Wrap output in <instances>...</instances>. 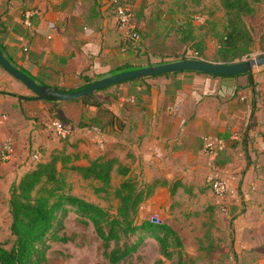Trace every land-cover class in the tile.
Instances as JSON below:
<instances>
[{
  "label": "crops",
  "instance_id": "crops-1",
  "mask_svg": "<svg viewBox=\"0 0 264 264\" xmlns=\"http://www.w3.org/2000/svg\"><path fill=\"white\" fill-rule=\"evenodd\" d=\"M115 1L0 0V48L14 67L37 83L64 91L83 84L82 77L102 78L122 67H144L153 63V57L157 61L170 59L178 55L176 46L189 49V44L173 45L171 36L167 37L169 28L184 23H170L179 16L177 1L159 0L156 4V0H128L135 15L137 40L130 39L117 25L115 9L119 0ZM261 3L258 16L264 15V2ZM27 13L31 14L29 25ZM185 23L196 28L192 19H185ZM255 24L264 42V26ZM203 40L206 49L209 44L204 37ZM212 40L217 48V39ZM106 88L96 93L98 98L117 94L133 97L134 102L112 110L106 105L118 97L97 108L76 101H62L53 107L39 98H19L34 95L0 68V92L14 93L16 105L27 110V117H33L32 124L37 125L35 116L43 121L56 113L73 127L65 142L46 127L40 130L42 126H34L31 133L36 138L44 131L48 136L44 135L42 142L36 139L37 146L43 144L50 152L75 150L80 164L100 155L115 157L130 167L133 176L147 182L159 181L151 197L140 205V221L168 209V188L173 182H177V189L192 195L207 184L206 177L213 171L228 180L232 191L220 200L227 214L234 217L236 234L232 247L223 250L224 264H236L237 259H248L246 255L252 254L251 250L263 248L264 243H257L254 236L255 229L258 231L260 224L264 226V214L254 213L253 208L254 201L264 196L260 173L264 153L244 145L243 133H264V65L249 74L211 76L185 70ZM7 99L0 93L1 105ZM86 124L98 125L101 133L88 131ZM233 133L241 137L234 139ZM205 136L225 141L215 161L205 154ZM241 203L246 204V212H240ZM164 214L168 217L166 211ZM175 230L181 236L193 233L190 229ZM182 242L185 246L183 238Z\"/></svg>",
  "mask_w": 264,
  "mask_h": 264
},
{
  "label": "trees",
  "instance_id": "trees-1",
  "mask_svg": "<svg viewBox=\"0 0 264 264\" xmlns=\"http://www.w3.org/2000/svg\"><path fill=\"white\" fill-rule=\"evenodd\" d=\"M192 1L199 2V0ZM219 1L224 11L225 24L219 32L216 31L213 35L218 42L216 48L217 61L215 62L237 61L236 59L248 55L254 42L252 31L245 18L253 16L255 5L263 0ZM120 4L122 3L118 1L117 5ZM122 5L127 4L123 3ZM190 23L184 21L182 24L179 22L176 28L172 26L167 33L175 30V34L179 36L178 38L175 37L176 39L189 44V49L195 51L199 57H203L205 49L203 36H197V29ZM165 62L168 61H160L156 64ZM156 64L147 63L143 66ZM136 68H140V66ZM130 69L132 68L122 67L111 71L110 74ZM175 73L178 72L163 75ZM157 76L162 75L150 77ZM82 78L85 80L84 83L75 89L68 91L54 89L61 92H72L101 77ZM118 84L120 83L114 85ZM106 89H99L71 101L81 102L86 107H103L118 97L117 94H113L110 95L109 100L98 98L96 93ZM30 92L34 97L20 96L19 98L26 100L39 98L32 91ZM0 93L14 95L7 92ZM255 94L253 89V95L255 96ZM42 100L52 103L53 107L62 102L52 96L42 98ZM252 101L254 103L255 98ZM243 136V144L246 145L250 138L246 131ZM68 140L69 138L63 141L68 142ZM78 160L79 153L75 150L54 149L47 158L38 159L31 168L21 174L18 180L12 182L9 188L8 202L11 219L9 229L13 239L8 248L5 247L4 242H0V264H48L47 252L50 248V242L66 240L61 231L64 228V220L69 213L77 215L82 223H91L101 241L102 256L107 264H123L132 260L137 250H140L146 240L149 239L156 241L159 253L166 259L175 260L176 264H189L185 263L183 258L184 245L181 235L171 225L164 221L153 222L150 219L140 221L138 218L140 205L151 197L159 181L147 182L133 176L130 167L122 164L115 157L100 155L95 158H88L86 164H80ZM69 173H75L83 180L97 183L98 186L95 188L97 192H107L111 187L113 173H117L121 180L112 192L113 198L117 201L114 210L109 211L71 193L67 181ZM177 185V182H173L169 186L170 196L175 195ZM154 264H163V261L157 259Z\"/></svg>",
  "mask_w": 264,
  "mask_h": 264
},
{
  "label": "rangeland",
  "instance_id": "rangeland-1",
  "mask_svg": "<svg viewBox=\"0 0 264 264\" xmlns=\"http://www.w3.org/2000/svg\"><path fill=\"white\" fill-rule=\"evenodd\" d=\"M122 4L128 3V0H119ZM156 4L159 0H156ZM175 6L179 11L177 16L170 23L185 19L195 21L197 36H203L206 46L204 56L199 57L211 61H217L216 47L212 38L214 32H219L225 24L224 11L220 6L219 0H175ZM264 2V0L262 1ZM263 3L255 5V14L246 17V22L252 31L254 42L251 51L245 57L236 59L237 61L254 57L259 54H264V42L262 40L261 29L256 30V24L259 22L261 28L264 26V15L258 16V9H261ZM132 10V9H131ZM169 32L167 37L169 38ZM173 45L175 42L180 43V40L171 36ZM207 39V41H206ZM178 55L170 59H159L160 61H174L182 59L186 54L187 48H177ZM166 55H162L163 57ZM153 63L160 61L154 60ZM220 62V61H218ZM256 69V68H254ZM253 69V70H254ZM11 93V92H7ZM31 93V92H30ZM103 93V92H100ZM14 94V93H12ZM7 101L1 105L0 113L6 115V119L0 122V150L3 148L6 141L12 143L13 156L9 161L0 159V242L5 243L8 248L11 245L13 237L10 234V214H9V188L12 182L18 180L23 172L31 168L37 160L32 159L33 153H38L39 159H45L50 150L43 144H38L37 140L45 135L40 134L36 138L31 132L35 129L34 126H42L40 130H44L45 123L52 119H60L56 113L51 111V115L43 121L35 116L37 125L32 124L33 117H27V110L19 107L15 103V94L9 95ZM14 97V98H12ZM110 99V95L106 97ZM26 117V118H25ZM33 126V127H32ZM263 154V153H262ZM262 175V188L264 189V160L260 166ZM121 177L117 173H113L111 187L107 192H97L95 188L97 183L83 180L75 173H69L67 181L70 186L71 193L95 204H98L104 209L113 211L117 201L113 198V189L120 182ZM238 194H240L238 192ZM254 213L259 215L264 214V196L256 199ZM225 208V209H223ZM240 212H246L248 208L246 204L241 203L239 206ZM165 211L168 217L165 218ZM253 213V214H254ZM252 214V216H253ZM154 215V214H152ZM159 219L171 225L174 229H185L193 233L181 236L185 242V250H183L184 261L189 264H224V249H229L234 243L236 237L234 228V217L229 216L226 211V206L221 204L211 192L208 184L199 190L198 193H186L183 189H177L174 196H170L168 209H163L156 214ZM151 214L149 215L150 218ZM148 218V219H149ZM254 236L257 243H264V226L259 225L258 231L255 229ZM61 234L66 237L65 241L50 242V248L47 252L48 264H107L102 256L101 241L94 231L91 223H82L79 217L69 213L64 220V228ZM252 254H247V258L235 260L236 264H257L259 260L264 258V247H257L256 250H251ZM248 253V252H246ZM157 259H162L163 264H176L175 260H169L163 257L158 250L156 241L146 240L143 247L137 250L132 260H128L123 264H154Z\"/></svg>",
  "mask_w": 264,
  "mask_h": 264
},
{
  "label": "water",
  "instance_id": "water-1",
  "mask_svg": "<svg viewBox=\"0 0 264 264\" xmlns=\"http://www.w3.org/2000/svg\"><path fill=\"white\" fill-rule=\"evenodd\" d=\"M264 65V54H259L251 58L232 62H215L203 58H182L170 62L156 64L152 66H144L140 68L124 70L108 76L95 79L87 86L72 91L61 92L53 87L37 83L30 76L14 67L4 56L0 49V66L8 74L22 82L30 91L39 98L54 97L58 101H71L91 94L99 89L109 87L111 85L128 81L131 79L146 78L155 75H163L166 73L192 70L200 71L217 76H235L246 72H251L254 68Z\"/></svg>",
  "mask_w": 264,
  "mask_h": 264
},
{
  "label": "built area",
  "instance_id": "built-area-1",
  "mask_svg": "<svg viewBox=\"0 0 264 264\" xmlns=\"http://www.w3.org/2000/svg\"><path fill=\"white\" fill-rule=\"evenodd\" d=\"M30 13L26 14V24L29 25ZM115 17L117 25L130 37L132 40L139 39V33L136 30V23L134 20V15L132 10L127 5H117L115 9ZM169 35L178 38L179 36L175 34V30L169 31ZM184 58H199L197 53L193 50H188L186 54L183 55ZM134 102L133 97L120 96L113 103L106 105V108L112 110L114 107H123L125 104H132ZM6 119L4 113H0V122ZM47 130L58 140H65L70 138L73 132V127L71 124L66 123L60 119H52L46 123ZM88 131L101 133L102 129L98 125H90L86 127ZM241 134L233 133L234 139H239ZM250 138L248 141V146L257 153H264V133H253L248 135ZM204 140V151L210 161H215L220 152L225 148V141L219 137L205 136ZM13 156L12 143L6 141L3 148L0 150V159L2 161H9ZM32 159L38 160V153L32 154ZM206 182L210 187L212 194L219 200L226 199L231 193V186L228 180L216 172L211 171L207 177ZM223 204V202H221ZM224 205V204H223ZM225 209V208H223ZM150 220L153 222H162L156 214L151 215ZM257 264H264V258L259 260Z\"/></svg>",
  "mask_w": 264,
  "mask_h": 264
}]
</instances>
